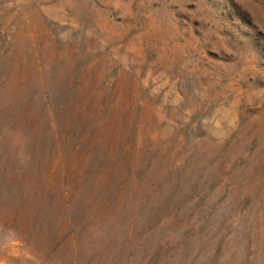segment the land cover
I'll use <instances>...</instances> for the list:
<instances>
[{
  "label": "rangeland",
  "instance_id": "obj_1",
  "mask_svg": "<svg viewBox=\"0 0 264 264\" xmlns=\"http://www.w3.org/2000/svg\"><path fill=\"white\" fill-rule=\"evenodd\" d=\"M0 264H264V0H0Z\"/></svg>",
  "mask_w": 264,
  "mask_h": 264
},
{
  "label": "trees",
  "instance_id": "obj_2",
  "mask_svg": "<svg viewBox=\"0 0 264 264\" xmlns=\"http://www.w3.org/2000/svg\"><path fill=\"white\" fill-rule=\"evenodd\" d=\"M52 124L53 121L50 123V126H48V129L52 133V137L54 139V147L56 149H59V152L64 159L63 163L67 165L64 170L70 174V178L72 179V186H74V189H76L77 185L80 184V182L83 181L90 173H92L93 176L96 175L97 180H100V176L105 172L102 170L104 164L100 160H98L97 163L94 164V158H87V153L82 154L79 142L80 137L76 139L74 146L68 145L69 141L75 138L74 131H72L71 129L60 130L57 126L54 127ZM102 129L103 125L99 123L90 131V133H94L95 130L102 131ZM99 198L100 197H95L90 202V205L98 202ZM116 199L115 201L111 202H102V207L116 205Z\"/></svg>",
  "mask_w": 264,
  "mask_h": 264
}]
</instances>
